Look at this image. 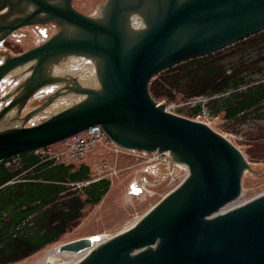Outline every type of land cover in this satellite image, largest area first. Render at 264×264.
Wrapping results in <instances>:
<instances>
[{
    "label": "water",
    "instance_id": "1",
    "mask_svg": "<svg viewBox=\"0 0 264 264\" xmlns=\"http://www.w3.org/2000/svg\"><path fill=\"white\" fill-rule=\"evenodd\" d=\"M52 9V22L81 31L66 37L61 31L0 65V86L8 75L28 73L13 94L0 99V163L99 125L119 148L169 152L189 171L141 220L78 264H264V194L222 213L242 197L243 176L252 171L251 164L210 125L170 112L150 92L160 73L263 32L264 0H173L158 7L110 2L98 17L82 15L70 4ZM71 58L80 62L73 74L87 70L98 79L96 89L69 83L22 116L45 87L72 79L64 74L71 72L64 64ZM60 96L68 108L45 112ZM42 115L46 119L26 127ZM88 240L70 242L61 250L81 252L93 247Z\"/></svg>",
    "mask_w": 264,
    "mask_h": 264
},
{
    "label": "trees",
    "instance_id": "2",
    "mask_svg": "<svg viewBox=\"0 0 264 264\" xmlns=\"http://www.w3.org/2000/svg\"><path fill=\"white\" fill-rule=\"evenodd\" d=\"M160 90L181 92L186 99L208 98L211 117L236 120L256 113L263 119L264 31L162 72L150 85L155 99ZM203 108L198 103L189 115ZM19 156V168L7 166L8 160L0 163V264L19 262L57 241L76 225L85 206L98 205L111 187L106 178L92 182L83 187L81 199L69 185L91 181L88 165L42 161L34 152Z\"/></svg>",
    "mask_w": 264,
    "mask_h": 264
},
{
    "label": "rangeland",
    "instance_id": "3",
    "mask_svg": "<svg viewBox=\"0 0 264 264\" xmlns=\"http://www.w3.org/2000/svg\"><path fill=\"white\" fill-rule=\"evenodd\" d=\"M73 4L84 12L85 16L95 17L105 3L102 0H74ZM33 30L32 28H25L24 30H18L15 34L6 36L4 46L0 45V53L2 54L0 55V63L5 61L7 56H19L38 47L53 36L51 28L48 29L46 34L34 33ZM58 68L64 70L65 66H59ZM18 72L3 79V82H8V90L4 92L6 95L13 94L16 88H19V83L22 82L25 74ZM71 73L66 72L65 75H73ZM160 74L152 82L156 81ZM45 90L46 92L41 91L23 109V116L32 112L34 108L42 106L50 95L56 91V89ZM160 92L162 95L157 97L156 100L159 103L165 102L170 112L208 123L245 155L251 164L252 171L246 170L244 173L242 181L243 195L237 205L247 203L264 194V118L259 119L256 117V113L240 116L236 120H227L224 115L211 117L205 108L208 98L186 99L184 94L178 91L170 93L167 91L166 94H164V91L160 90ZM3 95L0 92V97ZM66 103L67 100L64 96L57 97L45 112L55 111L58 107L66 105ZM198 103L203 104V112L190 116L188 111ZM45 117L42 115L33 118L26 124V127L42 122L43 119H46ZM109 141L110 143H106L103 140L104 145L99 144L100 146L93 152L88 153L82 160L70 161L67 153L65 154L67 150L61 143L37 152L43 160L47 158V161L58 164L75 165L76 167L86 164L90 167L91 181L69 185L70 190L76 192L81 199H85L82 191L83 187L92 182L106 178L110 180L111 187L98 205L85 206L76 225L62 234L57 241L13 264H50L48 254L53 253L58 248L61 250V247L65 244L97 235L113 236L125 230L126 226L134 223L137 218L143 217L185 180L180 171H177L179 172L178 176L180 174L179 177L175 179L169 177V169L152 160L153 154L138 150L131 153L128 150L119 148L110 139ZM13 162L11 161L9 164H14ZM16 167L19 168V166ZM142 183L147 190L145 194L140 190ZM61 253L60 261L57 264L74 260L75 256L66 255L62 250Z\"/></svg>",
    "mask_w": 264,
    "mask_h": 264
},
{
    "label": "flooded vegetation",
    "instance_id": "4",
    "mask_svg": "<svg viewBox=\"0 0 264 264\" xmlns=\"http://www.w3.org/2000/svg\"><path fill=\"white\" fill-rule=\"evenodd\" d=\"M102 1L103 3L118 2V3H126V4H150V5H156L158 7L163 4L171 3L173 0H102ZM73 3L74 0H0V45L4 46L6 42V38H5L6 36L15 34V32H17L18 30H24L25 28H32L34 29L33 30L34 33H43V34H46L48 29L51 28L52 35L64 31V29L62 27H59L57 23L52 22L50 20V17L53 16L52 13L49 11L52 10L51 8L53 7L60 8V6H62L63 8H66L70 4L71 8L74 11L84 15L83 14L84 12L80 11L77 7H75ZM101 10L102 8L95 17L99 16ZM43 43H41L40 45H42ZM0 55L2 54L0 53ZM68 63L70 62L68 61L64 62V64H68ZM77 64H80V62H78ZM32 100L28 102L26 107L32 102ZM2 106L3 104L0 103V110Z\"/></svg>",
    "mask_w": 264,
    "mask_h": 264
},
{
    "label": "bare ground",
    "instance_id": "5",
    "mask_svg": "<svg viewBox=\"0 0 264 264\" xmlns=\"http://www.w3.org/2000/svg\"><path fill=\"white\" fill-rule=\"evenodd\" d=\"M54 8V7H53ZM60 8H63L62 6H60ZM52 9V8H51ZM53 10V9H52ZM51 10V11H52ZM50 19H53L52 17H50ZM59 27H62L64 29V34H65V37L68 36L69 32H73L75 30H79L81 31L80 29L68 24V23H63V22H60L59 23ZM128 33V32H127ZM49 40V39H48ZM47 40V41H48ZM46 42V41H45ZM78 61L76 58H71V61L70 63H68V66H70V70H71V74H73V68L78 65L77 64ZM90 67V66H89ZM103 68V67H102ZM22 71V70H21ZM76 72V71H74ZM65 74V73H64ZM28 73L25 74V76H27ZM92 74H90L87 70H81L80 72H76L73 74L72 76V79H70V77H68V82H65L64 84H61V85H54V86H47L45 87V89L47 90H55V89H60L62 87H66L69 83H71V86L72 87H78L79 89H84V88H88V89H92V90H95L96 87H97V81L98 79L95 78V77H91ZM69 97V95H67V98ZM71 101L75 100L76 102H79L80 100V97L79 96H72V97H69ZM68 98V99H69ZM67 100V99H66ZM66 108H68V103H66V105H64L63 107H60V108H57L56 110L61 112L63 110H65ZM14 114H10V116L6 119L8 122V120L10 119V117H13ZM15 126H18L19 123L17 124H14ZM245 167L246 169H249V165L246 163L245 164ZM186 168V167H185ZM184 169V168H183ZM140 190L143 194L147 193V190L145 189L144 187V184L142 183V186L140 187ZM241 199V198H240ZM239 200H237L234 204H230L228 206H226L223 210H222V213L223 212H228V211H231L235 208H237L238 206L240 205H237L239 203ZM142 218V217H141ZM141 218H137L134 223H131L130 225L126 226V229L132 227L134 224H136L139 220H141ZM110 238H112L111 235H97V236H92L89 238L88 242L90 244L93 245V247H89V248H86L84 250H82L81 252H78V253H65L66 255H73L75 256L74 257V260L70 261V262H64V263H61V264H78L80 263L81 261H83L85 258H87L96 248H98L101 244H103L104 242H106L107 240H109ZM61 250L60 248L56 249L53 253L50 252L48 254V262L50 264H57V262L60 261V255H61Z\"/></svg>",
    "mask_w": 264,
    "mask_h": 264
},
{
    "label": "built area",
    "instance_id": "6",
    "mask_svg": "<svg viewBox=\"0 0 264 264\" xmlns=\"http://www.w3.org/2000/svg\"><path fill=\"white\" fill-rule=\"evenodd\" d=\"M103 140H105L106 143H110L109 139L107 138L101 126L95 125L81 132L80 134H77L75 136L66 139L61 144L67 150L65 151V154L67 153L70 161H72V160H82L88 153H90L91 151L93 152L98 146L104 145V143L102 142ZM128 151L131 153L136 152V150H128ZM151 154H153L152 160H155L157 164H161L162 166H165L169 169L170 171L169 177H173V179L179 177L180 174L178 176L179 172L177 171H180L181 174L184 175L185 179L188 177L189 171L187 167L181 165L178 162H175L172 159L169 152H152ZM41 159L43 160L42 157ZM45 160L47 161L48 159L46 158ZM14 162L17 163L18 159L14 160Z\"/></svg>",
    "mask_w": 264,
    "mask_h": 264
},
{
    "label": "crops",
    "instance_id": "7",
    "mask_svg": "<svg viewBox=\"0 0 264 264\" xmlns=\"http://www.w3.org/2000/svg\"><path fill=\"white\" fill-rule=\"evenodd\" d=\"M2 98H4V97H2ZM1 100H2V99H1ZM16 158L19 159V162H18V164H14V165H17V166L20 167V164H21L22 160H21L20 156H18V157H15V158L13 159V161H14Z\"/></svg>",
    "mask_w": 264,
    "mask_h": 264
}]
</instances>
